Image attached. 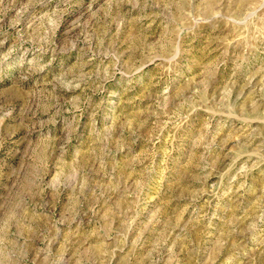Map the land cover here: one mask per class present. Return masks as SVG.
Wrapping results in <instances>:
<instances>
[{
    "label": "rangeland",
    "instance_id": "1",
    "mask_svg": "<svg viewBox=\"0 0 264 264\" xmlns=\"http://www.w3.org/2000/svg\"><path fill=\"white\" fill-rule=\"evenodd\" d=\"M0 264H264V0H0Z\"/></svg>",
    "mask_w": 264,
    "mask_h": 264
}]
</instances>
